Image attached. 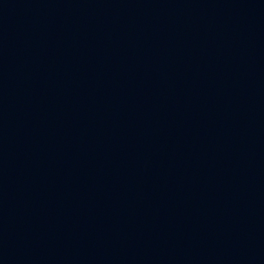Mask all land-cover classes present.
<instances>
[{
  "label": "water",
  "instance_id": "1",
  "mask_svg": "<svg viewBox=\"0 0 264 264\" xmlns=\"http://www.w3.org/2000/svg\"><path fill=\"white\" fill-rule=\"evenodd\" d=\"M0 264H264V0H0Z\"/></svg>",
  "mask_w": 264,
  "mask_h": 264
}]
</instances>
